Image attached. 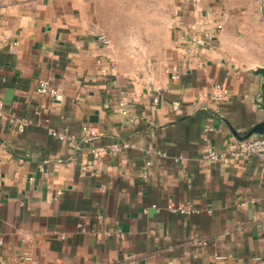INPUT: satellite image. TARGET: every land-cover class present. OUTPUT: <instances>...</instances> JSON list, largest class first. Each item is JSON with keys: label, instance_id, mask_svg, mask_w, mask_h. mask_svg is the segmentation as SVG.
Wrapping results in <instances>:
<instances>
[{"label": "crops", "instance_id": "0c3cea01", "mask_svg": "<svg viewBox=\"0 0 264 264\" xmlns=\"http://www.w3.org/2000/svg\"><path fill=\"white\" fill-rule=\"evenodd\" d=\"M205 31L211 40L188 55L184 41ZM257 66L264 0H0V264L264 256V160L199 158L264 120ZM41 81L60 98L39 93ZM216 83L231 91L221 103ZM11 117L32 123L21 133ZM83 127L98 132L97 149L130 145L96 157ZM49 128H68L77 146ZM169 202L196 212L171 213Z\"/></svg>", "mask_w": 264, "mask_h": 264}, {"label": "built area", "instance_id": "2783aa9c", "mask_svg": "<svg viewBox=\"0 0 264 264\" xmlns=\"http://www.w3.org/2000/svg\"><path fill=\"white\" fill-rule=\"evenodd\" d=\"M215 14L212 13L211 17L214 18L215 22L218 21V19L215 18ZM217 28H222V23H219L217 25ZM101 41L104 43V45L107 48H111L113 43L109 36L106 34H102L99 37ZM212 38V35L210 32L205 31L203 34L201 33H193L188 39L184 41L185 43V51L188 55L192 56L195 54V51L197 47L202 45L204 42L210 41ZM175 73L173 75V78H179V69H174ZM108 71L107 69H103V74H106ZM38 92L42 94H49L54 99L60 98V93L57 89L53 88L48 81H41L38 86ZM231 94V91L229 87L223 83H216L213 86L212 90V98L216 103H221L229 98ZM158 98H155V101H157ZM124 105V103L122 104ZM4 107V101L0 99V114L2 113ZM11 123L14 124L19 132H24L26 128L32 123L30 119L27 118H17V117H11L10 119ZM46 122H49V118L45 119ZM49 133L51 136L58 138L60 140L66 141L67 144L70 147H76L77 142L74 137V135L70 132L68 128H64L61 130L49 128ZM83 137L86 143H91V151L96 156L99 157L101 155L106 154H112V153H118L121 152L123 149L129 147L128 142L123 143H115L111 145L108 148L105 149H97L92 144L95 139L98 137V132L90 127H83ZM148 152H152L151 150H148ZM161 155H165L163 152H159ZM200 160L203 162H224L228 163L230 161H247L253 158H259L264 160V136H255L251 137L247 140H240L237 138H234L229 145L223 149V150H215V149H207L206 151H203L200 154ZM183 156H179L175 159L176 162H180L183 160ZM148 165L150 162L147 163ZM58 194H61L59 191ZM245 205V204H244ZM153 207L157 208V205H153ZM167 210L171 213L175 214H183V215H191L196 210L189 208L187 206H184L182 204H175L173 202H169L167 205ZM98 218H102V215H99ZM81 231L85 232L86 229L83 225H80ZM107 235H111L110 232H106ZM19 257L29 263L33 262V256L28 251H23L19 253ZM215 259L217 260H223L225 259V256L223 255H215ZM170 264H173L171 262ZM250 264H264V256L262 255H256L252 258Z\"/></svg>", "mask_w": 264, "mask_h": 264}, {"label": "water", "instance_id": "95a60500", "mask_svg": "<svg viewBox=\"0 0 264 264\" xmlns=\"http://www.w3.org/2000/svg\"><path fill=\"white\" fill-rule=\"evenodd\" d=\"M256 72L261 74L263 77L262 98H263V108H264V66H257ZM254 136H264V120L254 125V127L243 133V135H239L237 132H235V137L240 140H247Z\"/></svg>", "mask_w": 264, "mask_h": 264}, {"label": "rangeland", "instance_id": "374dc122", "mask_svg": "<svg viewBox=\"0 0 264 264\" xmlns=\"http://www.w3.org/2000/svg\"><path fill=\"white\" fill-rule=\"evenodd\" d=\"M140 13L142 14V11H140ZM153 15V14H152ZM105 21H108V20H105ZM125 28L126 27H124L123 25H115V26H111V30L113 31V33L115 32V34H116V37H118L119 39H120V41H126V39L128 38V34L126 33V31H125ZM127 28H129V29H131L132 30V26H129V27H127ZM152 29V28H151ZM107 34V36H109L108 35V33H106ZM110 37V36H109ZM111 38V37H110ZM112 39V38H111ZM112 43H113V41H112Z\"/></svg>", "mask_w": 264, "mask_h": 264}]
</instances>
